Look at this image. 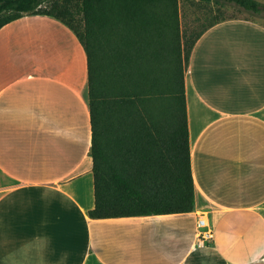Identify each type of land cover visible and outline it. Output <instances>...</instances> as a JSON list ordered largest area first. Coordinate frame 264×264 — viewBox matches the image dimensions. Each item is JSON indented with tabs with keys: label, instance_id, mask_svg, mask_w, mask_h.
<instances>
[{
	"label": "crops",
	"instance_id": "obj_1",
	"mask_svg": "<svg viewBox=\"0 0 264 264\" xmlns=\"http://www.w3.org/2000/svg\"><path fill=\"white\" fill-rule=\"evenodd\" d=\"M185 83L194 210L92 218L86 49L49 14L1 27L0 264H264V21L204 30Z\"/></svg>",
	"mask_w": 264,
	"mask_h": 264
},
{
	"label": "trees",
	"instance_id": "obj_2",
	"mask_svg": "<svg viewBox=\"0 0 264 264\" xmlns=\"http://www.w3.org/2000/svg\"><path fill=\"white\" fill-rule=\"evenodd\" d=\"M200 1L264 14L259 0ZM27 14L60 19L87 52L95 184L90 217L194 210L185 74L197 38L232 17L211 21L186 49L180 0H0V28Z\"/></svg>",
	"mask_w": 264,
	"mask_h": 264
},
{
	"label": "rangeland",
	"instance_id": "obj_3",
	"mask_svg": "<svg viewBox=\"0 0 264 264\" xmlns=\"http://www.w3.org/2000/svg\"><path fill=\"white\" fill-rule=\"evenodd\" d=\"M227 17H252L264 21V14H255L234 3L216 8L214 4L200 0H180V21L183 45L186 49L192 39L214 19Z\"/></svg>",
	"mask_w": 264,
	"mask_h": 264
},
{
	"label": "built area",
	"instance_id": "obj_4",
	"mask_svg": "<svg viewBox=\"0 0 264 264\" xmlns=\"http://www.w3.org/2000/svg\"><path fill=\"white\" fill-rule=\"evenodd\" d=\"M200 242L204 243L213 238V228L205 211H199Z\"/></svg>",
	"mask_w": 264,
	"mask_h": 264
}]
</instances>
